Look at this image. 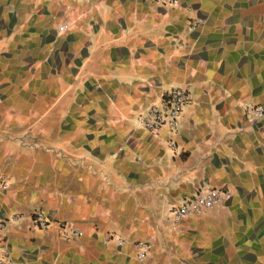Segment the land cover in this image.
<instances>
[{
	"label": "crops",
	"instance_id": "crops-1",
	"mask_svg": "<svg viewBox=\"0 0 264 264\" xmlns=\"http://www.w3.org/2000/svg\"><path fill=\"white\" fill-rule=\"evenodd\" d=\"M173 87L193 94L179 128H139ZM252 104L264 107V0H0V259L264 264ZM211 187L226 204L173 221L174 204Z\"/></svg>",
	"mask_w": 264,
	"mask_h": 264
},
{
	"label": "built area",
	"instance_id": "built-area-1",
	"mask_svg": "<svg viewBox=\"0 0 264 264\" xmlns=\"http://www.w3.org/2000/svg\"><path fill=\"white\" fill-rule=\"evenodd\" d=\"M164 4H176L177 0H156ZM65 25L59 26L60 30L65 29ZM196 24L193 22L191 28L194 29ZM192 90L189 87H173L163 97L160 104H153L147 111L136 118V125L150 133H158L162 130L168 132L176 131L181 122V116L185 106L192 100ZM247 113L252 119L263 118L264 107L260 104H252L247 107ZM171 145L173 142H169ZM0 186L2 189L6 188L7 180L0 176ZM231 193L227 189L220 187H211L205 190H198L188 198H185L182 202L174 204L171 208V217L174 222L183 217H195L200 216L211 210L216 206H222L229 200ZM31 222L36 228H45L48 226V220L45 214L36 210L31 216ZM6 226V221L0 219V231ZM62 235L65 238L73 236H79L80 231L66 226H59ZM119 244L123 243V240H118ZM137 254L136 257L139 260H144L147 257L149 245L147 242L139 241L136 243ZM0 264H12L7 263L5 260L0 259Z\"/></svg>",
	"mask_w": 264,
	"mask_h": 264
},
{
	"label": "rangeland",
	"instance_id": "rangeland-1",
	"mask_svg": "<svg viewBox=\"0 0 264 264\" xmlns=\"http://www.w3.org/2000/svg\"><path fill=\"white\" fill-rule=\"evenodd\" d=\"M0 176L6 178V176H5L3 173H0ZM6 180H7V178H6ZM6 187H7V186H6ZM0 189H1V186H0ZM4 189H5V188H4Z\"/></svg>",
	"mask_w": 264,
	"mask_h": 264
}]
</instances>
